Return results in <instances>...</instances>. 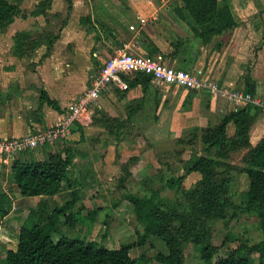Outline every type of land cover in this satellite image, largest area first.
I'll use <instances>...</instances> for the list:
<instances>
[{"label": "rangeland", "instance_id": "rangeland-1", "mask_svg": "<svg viewBox=\"0 0 264 264\" xmlns=\"http://www.w3.org/2000/svg\"><path fill=\"white\" fill-rule=\"evenodd\" d=\"M66 1L64 3L65 20H68L76 7V14L79 17H85L82 18L83 26H81L83 33L92 38L95 37L97 41L99 40L100 48L96 46L93 49V51L101 49L97 53L99 59L92 55L96 62L94 68H97L104 60L114 54V50L110 48L103 49L102 40L121 38L123 35L119 27L127 29L128 25L134 22V13L130 9L129 0H68L71 3L69 9ZM139 1L146 2V0ZM155 1L157 3L161 2V0ZM166 1L168 3L165 5L166 7L161 8L160 17L163 19L169 16L175 18L176 15L173 12L174 1ZM228 1L231 4L234 17L241 21L243 12L237 14L232 4L233 0ZM258 2L261 3L264 0H258ZM260 5L258 4V13L262 8ZM86 9L88 12L82 13ZM237 27H240L239 31L243 28L241 25ZM52 31L54 29L51 27L43 29L34 26L29 32V45H31L27 46V65L32 69H36L38 65L43 66V64H46L40 69L42 76H45L46 70L50 68L47 65L46 57L49 55V50L46 46L53 37ZM97 35L99 39L96 38ZM5 44V41H3L0 53V55H4V57H0V116L3 117L6 115L5 111H8L9 114L17 109L10 102L15 94L9 86V71L16 63L13 62L6 51ZM32 44L35 45L34 48H32ZM41 44H44V47ZM13 53L20 56L17 50L14 51L13 49ZM56 61L63 67L64 77L69 75L66 72L73 70L74 64L71 61L67 62L68 59L59 58ZM45 77L47 80L48 76ZM79 79L71 83L75 87L81 85ZM41 89V86H33L29 93V99L32 101L37 100ZM154 90L145 92L142 90V95L134 99L127 98L128 92L121 93L118 91L112 96L113 100L108 97H106V101L101 100V108H95L94 113L92 112L89 126L82 128V133L77 130L80 133L78 138L77 136L70 138V135H68L64 140L54 143L53 147L37 148L25 153L28 154L27 156L33 157L34 154L32 153H35V151H44L51 147L54 152H58L64 147L71 146L73 149L72 154L77 160L78 158L82 160L89 159L94 155L105 165L109 164L106 167L99 166L96 175L92 173L90 177L91 193L83 191V194L84 197L102 195V198H105L108 196L111 202L107 203L104 210H98L90 216L85 211L78 214V224L75 228L61 225L59 232L52 235V239L56 241L60 235H65L70 239L93 242L97 247L107 249H117L121 245L129 243L135 244L140 238L139 234L142 233V227L135 220L130 204L122 201V196L127 193L143 196L158 191V202L161 210L168 216L175 214L184 217V220L187 221L185 225L188 230L186 232L180 231L179 224L174 219L169 224L170 228L178 233V247L184 255V264H203L200 258L201 246L193 240L200 231L205 232L207 241L209 240L212 246L216 247V252L211 261L212 264H215L217 259L227 256L229 252L241 246L249 248L259 242L262 237L258 221L255 215L246 212L242 205V198L248 187L247 177L242 169L245 156L250 148L255 146L250 143V135L257 117L250 125L248 131L249 147L245 148H237L235 145L237 134L233 123L226 126V144L211 147L209 142L205 143L203 141L206 132H211L216 128L224 116L216 117L215 122L209 123L203 129L184 130L177 137L172 136L164 140L149 138L147 135L145 136V129L154 122L161 104L160 96ZM143 95L146 98L144 111L138 110L139 113L130 114L129 112H132L133 109H137V104L143 98ZM210 98L212 99V97ZM142 155H145L142 158L145 163L144 169L139 166ZM203 156L214 163L206 178H203L198 172L188 173L192 163L198 157ZM122 179H126V181L123 183ZM169 180L176 181V183L169 187L167 185ZM205 184H208L205 193L213 196L219 202L218 207L221 205L220 212L211 210L212 217L208 216L199 204ZM0 185L15 200L11 201L9 217L5 221H1L2 223L0 222L1 228H5L6 225L13 228L12 234L8 237L11 241L7 240L4 234L0 236L1 239L7 240L5 244H2L3 247L0 246L1 259L7 249L14 248L16 233L37 201L35 197L23 196L21 198L22 195L16 189V186L10 183L9 177L5 173L0 174ZM206 209L210 211L209 208ZM166 252V245L162 239L150 237L144 245L134 246L130 255L135 259L144 255L145 260L142 264H158L152 260L153 256L157 253ZM246 254L251 264H257L256 254H252L248 250Z\"/></svg>", "mask_w": 264, "mask_h": 264}, {"label": "crops", "instance_id": "crops-1", "mask_svg": "<svg viewBox=\"0 0 264 264\" xmlns=\"http://www.w3.org/2000/svg\"><path fill=\"white\" fill-rule=\"evenodd\" d=\"M42 1L20 0L18 5L20 14L14 17L13 22L0 33V53L2 51L1 44L5 41L6 51L13 62L16 63L9 71V86L15 94L10 102L17 107L13 113L8 114V111H5V117L0 116V138L25 136L33 131L35 132V130L46 129L57 124L63 111L76 100L78 95L87 89L91 77L111 57L104 60L97 68H94L96 62L92 55L99 59L97 53L101 49H96V51H93V49L96 46L100 48V43L99 40H95V37L92 38L83 33L82 18L85 17H79L76 14L77 8L75 7L68 20H65L64 3L66 0H51L50 7L45 10L44 14L35 15L34 11ZM232 2L237 14L243 12L242 23L238 20L239 25L243 28L239 31L240 27H236L227 35L217 36L209 44L202 45L199 40H195L192 31L184 21L177 17L169 16L164 19L160 17V3L155 0H146L145 3L139 0H129L130 9L134 13V22L130 23L127 29L119 27L123 35L121 38L102 40L103 49L110 48L116 54L126 47L134 54L146 57H150V55L161 57L175 69L196 72L213 79L221 88L226 87L229 90L242 93H247L246 91L250 90L251 93L248 94L264 104V2L259 3L258 0H233ZM258 4H261L260 7H262L259 13ZM87 12L86 9L82 13ZM154 13L157 15L156 20L151 18ZM138 17H145L149 20L142 27L140 35L135 37L134 33L129 30V26H138ZM34 26L43 29L48 27L54 29L52 32L53 37L56 39L52 40L51 45L46 46L49 50V55L46 57L47 65L50 67L45 74V76H48L47 80L45 76L41 75L40 70L46 64H43V66L38 65L36 69H32L27 65L28 58L26 56H17L13 53V49L15 51L14 39L16 34L26 33L29 36L30 29ZM98 35L96 38L99 39ZM43 45L41 44L42 47H44ZM0 57L2 58L4 55H0ZM59 58H66L69 60L67 62L71 61L74 64L73 70L66 72L69 74L66 77H64L63 67L56 61ZM77 79L80 80L81 85L75 87L71 82L77 81ZM33 86H41L42 89L38 99L32 101L29 99V93ZM151 90L157 91L156 94L160 96L161 104L154 122L145 129V136L157 140H164L172 136L177 137L184 130L203 129L209 123L215 122V118L218 116L223 117L227 112L245 108L247 105L250 106V104H240L235 107L224 99H211L207 91L194 92L176 86L162 89L156 85H153ZM43 91L51 100L57 103L60 111H55L46 103L40 102V95ZM118 91L114 88L105 91L93 106L92 112L95 108H101V100L106 101V97L113 100L112 96ZM141 91L140 86L134 87L132 90L129 89L127 98H139L142 95ZM88 126L89 124L81 127ZM78 134L80 135L78 131L70 133V138L76 136L78 138ZM263 134L264 113L260 109V115L257 116L251 130L250 143L256 145ZM50 153H55L51 147L44 151H35V153H32L34 154L33 157L23 154L17 159L22 160V157H24L23 161H43ZM143 157L145 155L141 156L139 166L144 169ZM110 165L112 164L110 163ZM99 166L106 167L109 164L105 165L94 155L85 160L73 158L67 175L68 183L63 185L57 195L35 197L37 202L31 209L37 208V204L40 202L44 204L41 211L50 213L53 209L70 201L72 193L75 191L78 199L73 210L80 209L81 213L85 211L86 214L104 210L107 203L111 202L108 196L105 198H102V195L84 197L83 194V191L91 193L90 177L92 173L97 174ZM155 168L157 167L155 166ZM0 172L9 177V168H2ZM110 206L112 207V205ZM12 229V226L6 225L5 228L0 226V236L4 234V237L8 240L9 235L12 234ZM0 240V242H3L2 244L7 242L1 237Z\"/></svg>", "mask_w": 264, "mask_h": 264}, {"label": "trees", "instance_id": "trees-1", "mask_svg": "<svg viewBox=\"0 0 264 264\" xmlns=\"http://www.w3.org/2000/svg\"><path fill=\"white\" fill-rule=\"evenodd\" d=\"M20 0H0V32L5 30L20 14L18 7ZM173 12L177 18L184 21L193 33V37L202 45H207L217 36H224L232 32L238 25L232 13L231 4L228 0H173ZM51 0H43L34 11V14H44L49 9ZM68 9L71 3L67 0ZM29 36L26 33L16 34L14 48L20 56H26L29 45ZM52 37L49 41L51 45ZM35 45L32 44V48ZM150 57H153L150 55ZM129 89L140 86L145 91L153 87L152 77L145 74L126 75ZM157 92V91H156ZM251 93L250 90L246 91ZM140 99L137 109L131 113H139L145 108L146 98ZM152 100V99H151ZM40 102L46 103L55 111H60L57 103L51 100L43 91ZM131 109V108H130ZM144 111V110H143ZM144 113V112H143ZM260 114V109L248 106L239 110L230 111L213 130L206 132L203 141L209 142L211 147L227 143L226 126L233 123L236 127L237 148L249 147L248 131L251 123ZM81 126L71 128L70 133L81 131ZM73 149L71 146L64 147L61 151L50 153L43 161H23L16 159L9 167V181L16 186L19 193L24 197L57 195L64 184L68 183L67 175L73 161ZM213 162L205 156L198 157L188 169V173L198 172L206 178L208 171L213 167ZM242 172L246 175L248 187L242 198L244 210L253 213L258 221L261 232V240L256 244L239 247L231 251L227 256L217 259L215 264H251L246 254L247 250L257 255V264H264V136L259 142L250 148L244 158ZM130 174V172L128 171ZM1 174V172H0ZM128 174V175H129ZM123 183L126 179H122ZM180 181V180H179ZM176 181L169 180L167 185L171 187ZM207 185L200 196L201 209L210 217L211 210L220 212L221 205L213 196L205 193ZM77 193H72V199L63 206L53 209L50 213L42 210L44 204L40 202L37 208L31 209L26 219L21 224L14 248L7 249L0 259V264H142L144 255L138 259L132 258L131 249L134 246H142L150 237L162 239L166 245V253H157L153 261L158 264H184V255L179 245L178 233L170 228V221L176 220L180 231L186 232L187 226L184 217L171 214L166 215L159 205V192L137 196L131 193L124 194L122 201L130 204L135 220L141 225L142 233L135 244L121 245L117 249L97 247L93 242H85L79 239H70L65 235L54 241L52 235L59 232L61 225L75 228L78 224L77 215L81 210H73L77 201ZM11 197L0 185V222L10 213L12 204ZM206 208H209L207 210ZM223 210V209H222ZM96 213V212H93ZM92 213H88L90 216ZM198 235V236H197ZM194 238V242L200 245V258L203 264H212V258L216 247L206 239L205 232L200 231ZM1 241V240H0ZM2 244V242L0 243ZM1 247L3 245H0Z\"/></svg>", "mask_w": 264, "mask_h": 264}, {"label": "built area", "instance_id": "built-area-1", "mask_svg": "<svg viewBox=\"0 0 264 264\" xmlns=\"http://www.w3.org/2000/svg\"><path fill=\"white\" fill-rule=\"evenodd\" d=\"M169 1V0H168ZM161 8L167 1L161 0ZM156 13L151 18L156 20ZM149 19L138 17V26L130 25L129 30L135 37ZM145 74L152 77V84L162 89L176 86L184 90L207 91L212 98L224 99L233 106L250 104L257 106L264 113V104L248 93L221 88L213 79L196 72H186L170 66L161 57H146L130 52L126 47L120 50L98 68L91 77L87 89L77 96L76 100L63 111L60 120L54 126L15 138H0V169L9 168L10 164L20 155L37 148L43 149L64 140L70 135L74 126L90 124L93 106L99 97L108 89L114 88L121 92L129 91L126 75Z\"/></svg>", "mask_w": 264, "mask_h": 264}]
</instances>
